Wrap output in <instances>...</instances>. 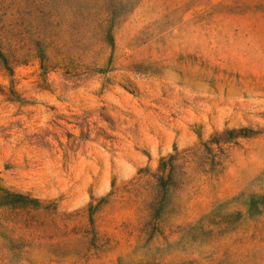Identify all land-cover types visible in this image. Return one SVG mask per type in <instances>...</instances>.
<instances>
[{
  "label": "rangeland",
  "instance_id": "1",
  "mask_svg": "<svg viewBox=\"0 0 264 264\" xmlns=\"http://www.w3.org/2000/svg\"><path fill=\"white\" fill-rule=\"evenodd\" d=\"M0 264H264V0H0Z\"/></svg>",
  "mask_w": 264,
  "mask_h": 264
}]
</instances>
